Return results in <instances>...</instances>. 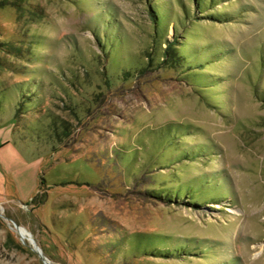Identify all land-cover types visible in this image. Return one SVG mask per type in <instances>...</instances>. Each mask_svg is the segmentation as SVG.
Instances as JSON below:
<instances>
[{
  "label": "rangeland",
  "instance_id": "rangeland-1",
  "mask_svg": "<svg viewBox=\"0 0 264 264\" xmlns=\"http://www.w3.org/2000/svg\"><path fill=\"white\" fill-rule=\"evenodd\" d=\"M184 7L0 0V264H264V0Z\"/></svg>",
  "mask_w": 264,
  "mask_h": 264
},
{
  "label": "trees",
  "instance_id": "trees-1",
  "mask_svg": "<svg viewBox=\"0 0 264 264\" xmlns=\"http://www.w3.org/2000/svg\"><path fill=\"white\" fill-rule=\"evenodd\" d=\"M194 1H195V9H197V11H199V12H203L204 10L210 9L209 8L210 5H214V4L218 3L219 0H194ZM154 9L155 10L153 11V21L158 20L160 18V14H162L161 13L162 11H159L156 8H154ZM195 9L192 10L190 8L184 7V10H183L184 19L180 18V20H179L181 23L180 28H181L182 24L183 25L185 24V23H183L184 21H186L187 19L193 18L197 14ZM180 28L177 27V33L179 32ZM175 35H177V34L175 33ZM168 41H170V40H168ZM169 45H170V43H169ZM114 61H116V59ZM10 89L11 88H3L0 86V110L4 106H6L7 94L10 92ZM16 102H17V103H15L17 106L16 118L18 119V117H21L22 111L26 112L25 109H27V108H25L26 107L25 104L28 103V100L23 98L22 100H17ZM20 107H22L21 110H20ZM28 110H30V109L28 108ZM2 116H3V114L0 112V120H2ZM41 192H39L32 199V203L36 204V206H40L41 204H43L45 202L47 192L43 191L42 195H40ZM163 195H165V194H163ZM176 195H177V193H176ZM189 199H190V197H189Z\"/></svg>",
  "mask_w": 264,
  "mask_h": 264
},
{
  "label": "water",
  "instance_id": "water-1",
  "mask_svg": "<svg viewBox=\"0 0 264 264\" xmlns=\"http://www.w3.org/2000/svg\"><path fill=\"white\" fill-rule=\"evenodd\" d=\"M17 228H20V226L18 224H16ZM33 246V249L39 254V256L41 257V259L44 261L45 264H51L50 262H48V258L44 255L42 249L40 248V246L36 243V241L33 239H30Z\"/></svg>",
  "mask_w": 264,
  "mask_h": 264
},
{
  "label": "bare ground",
  "instance_id": "bare-ground-1",
  "mask_svg": "<svg viewBox=\"0 0 264 264\" xmlns=\"http://www.w3.org/2000/svg\"><path fill=\"white\" fill-rule=\"evenodd\" d=\"M18 229H20V228H18ZM29 239H31V237H29ZM32 239H33V237H32ZM31 241V240H30ZM48 262H49V259H48Z\"/></svg>",
  "mask_w": 264,
  "mask_h": 264
}]
</instances>
